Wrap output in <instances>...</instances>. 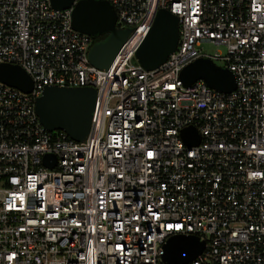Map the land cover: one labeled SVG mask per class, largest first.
<instances>
[{
  "label": "built area",
  "instance_id": "built-area-1",
  "mask_svg": "<svg viewBox=\"0 0 264 264\" xmlns=\"http://www.w3.org/2000/svg\"><path fill=\"white\" fill-rule=\"evenodd\" d=\"M78 1L0 0V63L33 80L29 93L0 81V264H166L177 234L205 242L187 264H264V0H106L132 28L109 69L73 27ZM160 9L180 37L148 70L133 59ZM200 58L229 69L235 89L186 86ZM47 86L96 89L86 139L43 125Z\"/></svg>",
  "mask_w": 264,
  "mask_h": 264
},
{
  "label": "water",
  "instance_id": "water-1",
  "mask_svg": "<svg viewBox=\"0 0 264 264\" xmlns=\"http://www.w3.org/2000/svg\"><path fill=\"white\" fill-rule=\"evenodd\" d=\"M74 0H51L56 9L72 6ZM73 27L92 37L109 33L106 41L94 43L89 51L91 63L99 69H109L115 62L132 28H118L114 7L106 0H80L72 13ZM179 18L166 9H160L135 52L133 63L148 70L163 64L179 42ZM180 78L186 86L202 79L209 87L221 92H231L236 87L233 73L210 59L200 58L187 65ZM0 81L26 93L33 89L32 78L18 65L0 63ZM97 91L93 87L47 86L36 100V112L43 125L50 131H65L72 139L82 141L90 133ZM182 136L188 145L199 143V134L192 127L183 129ZM51 155L44 163L53 167ZM205 242L198 237L174 235L165 244L166 264H187L200 255Z\"/></svg>",
  "mask_w": 264,
  "mask_h": 264
},
{
  "label": "rangeland",
  "instance_id": "rangeland-1",
  "mask_svg": "<svg viewBox=\"0 0 264 264\" xmlns=\"http://www.w3.org/2000/svg\"><path fill=\"white\" fill-rule=\"evenodd\" d=\"M217 49H218L217 47H215V46H213L211 44H203V46H202V50L206 51V52H208L210 54L214 53ZM218 50L223 51L222 48H219Z\"/></svg>",
  "mask_w": 264,
  "mask_h": 264
},
{
  "label": "trees",
  "instance_id": "trees-1",
  "mask_svg": "<svg viewBox=\"0 0 264 264\" xmlns=\"http://www.w3.org/2000/svg\"><path fill=\"white\" fill-rule=\"evenodd\" d=\"M108 37H109V33H104L102 35L93 37V42L94 43L103 42L106 41Z\"/></svg>",
  "mask_w": 264,
  "mask_h": 264
},
{
  "label": "snow or ice",
  "instance_id": "snow-or-ice-1",
  "mask_svg": "<svg viewBox=\"0 0 264 264\" xmlns=\"http://www.w3.org/2000/svg\"><path fill=\"white\" fill-rule=\"evenodd\" d=\"M148 155H149V156H151V155H152V153H148ZM170 227H171V226H170ZM177 227H178V226H177Z\"/></svg>",
  "mask_w": 264,
  "mask_h": 264
}]
</instances>
